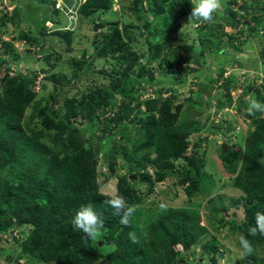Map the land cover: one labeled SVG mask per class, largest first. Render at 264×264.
Returning <instances> with one entry per match:
<instances>
[{"label": "trees", "instance_id": "16d2710c", "mask_svg": "<svg viewBox=\"0 0 264 264\" xmlns=\"http://www.w3.org/2000/svg\"><path fill=\"white\" fill-rule=\"evenodd\" d=\"M45 1L52 9L39 23L38 35L21 31L20 40L34 45L40 37L53 44L54 52L45 59L54 68L53 56L58 61L63 53L74 51L81 53V58L74 59L71 80L67 77L53 80L56 94L43 105L42 94L37 91L38 74L31 77L13 71L22 61L13 51L8 58L0 57V68L7 65L0 77V244L3 238H11L20 246L18 255L9 257L8 263L15 259L16 264H27L25 260L31 259L36 264H185L186 253L208 233L192 200L208 191L214 181L206 172V159L198 155L202 143L196 134L202 127H197L195 121H184L187 103H177V86L186 80L169 83L164 89L169 97H164L162 89L157 88L155 96L148 89L161 84L163 78H156L155 74L164 65L172 67L171 71H163L165 75L176 73L177 65L172 60L178 52L187 53L182 60L186 64L192 57V62L202 67L207 52L224 55L228 49L240 51L251 37L257 36L264 43V0H229L232 7L225 10V25L207 23L198 29L200 49L181 44L182 39L189 37L187 33L169 42L151 19H158V25L165 28H173L188 20L191 0H133L131 16L135 19L123 27L119 20L104 22L109 30L102 40L93 41L91 52L87 48H74V31L58 27L65 12L56 8V0ZM110 12L116 15L114 0H86L79 9L82 19L93 22ZM19 13L16 7L12 15H3L0 26L21 21ZM250 13H253L251 20L241 23L242 16ZM48 22L55 24L52 32H48ZM242 24L249 33L240 40L233 29ZM142 30L146 41L153 38L155 42L153 46L149 42L148 53L136 50ZM215 30L220 32L218 37L211 36ZM2 46L12 44L2 42ZM39 48V52L44 51L43 46ZM158 60L160 65L155 67L153 63ZM102 61L111 65L109 72L95 70ZM188 68L187 72H198ZM241 68L246 70L245 66ZM94 73L108 80V85L97 84L81 90L78 83ZM224 74L222 66L216 80L194 83L191 92L202 99L208 88L213 89L223 81L222 96L226 102L218 92L216 109L230 108L233 98ZM46 89L44 84L42 91ZM73 89L76 90L71 95ZM142 90L149 95L145 100L141 99ZM255 94L264 103V86L256 88ZM263 115L244 113L243 119L250 128L243 143L226 144L228 150L221 147L225 173L234 178L233 187L242 194V207L214 204L210 208L216 216L221 214L217 221L219 228L229 226L238 244L241 234L251 241L254 248L251 255L243 254L239 244L245 264H264V255L260 257L257 252L258 249L264 252V236L248 234V229L255 226V214L264 213ZM96 118L100 119L106 141L94 145L92 134L85 133L77 122L83 124ZM119 157L127 174H117ZM101 165L103 171L99 169ZM108 173L117 177L116 189L128 204L137 206L128 227L121 225L120 215L105 204L110 193L102 190L109 184ZM132 175L138 179L131 180ZM160 183L183 187L189 199L187 206H168L164 212L159 208L143 210L141 206L147 196ZM138 185L147 186V194ZM88 203L105 222L97 241L85 240L84 234L72 224L75 211ZM130 231L136 232L138 243L129 240ZM100 242L104 245L100 246ZM211 244L203 246L202 254L211 253L210 264H218L217 246Z\"/></svg>", "mask_w": 264, "mask_h": 264}, {"label": "rangeland", "instance_id": "374dc122", "mask_svg": "<svg viewBox=\"0 0 264 264\" xmlns=\"http://www.w3.org/2000/svg\"><path fill=\"white\" fill-rule=\"evenodd\" d=\"M19 1L20 0H0V18L5 14L12 15L14 9L17 7L20 11L19 17L22 19L21 21L17 19L16 24L8 22L5 27L0 26V57L8 58L13 51L22 59L19 65L14 67L13 71H20L31 77L38 74L37 91L41 92L42 95L40 97L42 98L43 105H45L51 95L56 94L53 80H58L61 77H67L71 80L72 72L75 70L73 67L74 59H80L81 53H76L74 51L69 54L63 53L62 58L58 61H56L57 56H53L51 62L56 63V66L55 68L52 67L45 57L54 52L53 44L49 42L46 43L39 37L38 43L31 45L25 41H21L19 38L21 31H27L31 35L37 36L40 27L39 23L42 22L45 15L48 14V10L52 9V5L45 0H21L23 1V4ZM81 1L83 3L85 0H67V3H65L68 8H75L80 5ZM132 1L133 0H114V11H116V15H113L112 12H110L95 22L80 17L77 23L72 22V26H70V22H68L69 12L66 11L65 5H63L61 1H58L60 4H57L56 8L59 11H62L63 14L65 11V16L62 15V22L65 24L62 23V25L58 27L74 31L75 49L87 48L89 52H91L93 41L97 38L99 41L102 40L103 35L109 30V27L104 22L119 20L120 26L123 27V25L130 23L135 19L134 16H131ZM221 3L222 7L213 14V22L201 21L197 23L184 20L179 24H176L173 28H165L161 24L158 25V19L152 17L151 19L154 20V25L161 30V34L166 36L169 42H172L173 39H179L183 33H187L189 37L182 39L183 43L181 44L200 49L201 41L197 32L201 26L206 25L207 23H213L214 25L219 23H222V25L226 24L224 13L227 7L230 8L232 6H230L229 0H221ZM237 8L238 7L235 6L234 10ZM239 13L240 15H244L243 11H239ZM252 15L253 13H250L247 17L242 16L241 23L244 24V21L252 18ZM95 24L99 25V28L96 31H94ZM243 24L239 29H233L234 33H239L238 39L240 40L246 38L249 33L248 27ZM46 26L48 32H52L55 24L53 22H48L46 23ZM228 31H230V28H228ZM139 34L136 40L139 48L137 47L138 49L136 50L148 53L149 42L153 46L155 43L154 39L150 38L149 41H146V33L144 30L141 31L143 36ZM219 34V30H215L211 36L218 37ZM2 42L11 43L12 47H4L2 46ZM39 45L44 47L43 52H39ZM163 53H165V51H163ZM163 53L162 55H165ZM186 54L187 53L185 52H178L174 55L172 63L173 65H177L176 73L172 75H165L163 73L166 69L171 71V65H164L159 71H156V78H163L160 81L161 84L153 89H148V93H151L154 96L157 88L159 90L162 89L164 97H169L170 94L164 91V89L170 85L169 83L175 79L181 81L186 80L185 84L177 86V103H187V109L183 119L184 121L192 120L197 123V127H202L201 131L196 134L200 137L202 143V147L198 150V155L206 159L208 163L206 166V172L214 181L212 187L208 191L199 193L192 200L193 204L196 205V208L202 215V225L208 227V233L196 246L186 253V258L183 260V263L210 264V257L212 254L207 252L202 254V252L204 245H210L212 243L211 245L215 244L217 246L218 264H245L246 259L241 255V248L239 247L237 236L231 233L229 226L219 228L217 221L221 218V214L216 216L211 212L210 208L212 205L214 206V204L234 208H239L243 205L240 201V198L242 197L241 192L233 187L234 178L225 173L227 169L223 166V160L221 159V147H224L226 144H242L246 138V133L250 127L243 119V114L247 113V106L245 105H248L250 98L253 97L256 99L255 89L264 86V43L261 41L260 37L257 36L251 37L249 44L241 48L240 51L228 49L227 53L224 55L223 52H221V55H218L217 53L209 54L207 52L204 55L206 60L202 67L193 63L192 57L189 58V64L182 61ZM234 59L236 62H234ZM143 62L146 63V60L144 59ZM245 63L248 65L246 66ZM153 64L155 67H158L160 65L159 60L155 61ZM5 66L7 65L4 64V68H0V77L4 74ZM222 66L225 67L224 81L227 80L229 82V89L233 98V103L228 109L217 110L216 107L218 100L216 96L218 92V95H220L223 102H226V99L222 96L225 91L222 86L223 81L216 83L213 89L208 88L202 96V99L197 98L196 94H193L191 91L195 88L194 83L207 84L210 83L211 80H216ZM241 66H245L246 70L242 69ZM188 67L195 69L198 72H187L189 69ZM102 69L109 72L111 70V65L102 61L96 65L95 70L98 72ZM43 71H48V73ZM183 73H185V76H182ZM108 83V80L104 79L98 73H94L84 76L77 86L83 90L92 85L99 84L106 86ZM44 84H46L47 89L42 91ZM65 85L67 86V84ZM250 86H253V90H249ZM75 90L76 89H73L70 94L73 95ZM140 94L142 100H145L149 96L144 90H142ZM30 113L31 110H29V114ZM77 124L80 125V128L85 133L92 134V143L94 145L106 141V138L102 133L103 127L100 126V119L96 118L92 122H85L83 124L77 122ZM228 127L229 130H227ZM95 128H99V130L95 131ZM226 150L228 149L226 148ZM123 165L124 161L119 157L117 165L118 175L127 174L126 168ZM99 169L101 171L104 170L102 165L99 166ZM151 171L153 172V170ZM108 177H110L109 184H107L102 190L105 193H110L111 188H116L117 183L116 176H111L108 173ZM101 179H103V177ZM138 188L143 194H147V186L138 185ZM188 201L189 199L183 187L160 183L154 188V193L147 196L146 202L141 208L143 210L148 208H158V205L161 202H166L167 205L171 207H181L187 206ZM17 237L19 236L17 235ZM103 245L104 244L102 243L101 246ZM19 252V244L14 242L11 238H3L0 244V264H9L8 258H15ZM257 252L260 257L264 255L262 250L258 249ZM25 261L27 264H36V262L31 259ZM12 264H16L15 259ZM99 264L109 263L101 262Z\"/></svg>", "mask_w": 264, "mask_h": 264}, {"label": "clouds", "instance_id": "9594fccd", "mask_svg": "<svg viewBox=\"0 0 264 264\" xmlns=\"http://www.w3.org/2000/svg\"><path fill=\"white\" fill-rule=\"evenodd\" d=\"M58 1H61L62 4L65 5L66 11L69 12V25L72 26V22L77 23L80 18L79 9L86 0L83 3L81 1L80 5L75 8H68L64 0H56V5L60 4ZM191 3L193 7L188 16V21L193 22H213V14L222 7L221 0H191ZM246 111L253 116H255L256 113L264 114V103L257 99H250ZM105 204L110 205L115 210L114 214L120 215L119 223L125 227L129 226L130 218L137 211V206L128 204L126 198L121 195L116 188H111L109 198L105 200ZM158 208L161 212H164L167 211L168 205L166 202H161ZM72 224L76 230L84 234L83 238L85 240L92 241H97L102 236V230L105 227V222L101 218V214L94 210L91 203L83 204L75 211ZM248 234L253 237L257 235L264 236V213L257 212L255 214V226H251L248 229ZM128 238L132 243L139 242V238L134 231L128 232ZM239 244L243 254L251 255L254 252L251 241L243 234L239 237Z\"/></svg>", "mask_w": 264, "mask_h": 264}, {"label": "water", "instance_id": "95a60500", "mask_svg": "<svg viewBox=\"0 0 264 264\" xmlns=\"http://www.w3.org/2000/svg\"><path fill=\"white\" fill-rule=\"evenodd\" d=\"M98 28H99V25H96L95 28H94V31L98 30ZM224 148L226 149V146H224ZM130 179L131 180H137L138 177L136 175H132V176H130ZM101 244L102 243H100V246H101Z\"/></svg>", "mask_w": 264, "mask_h": 264}]
</instances>
